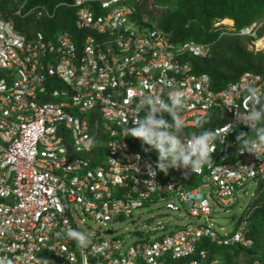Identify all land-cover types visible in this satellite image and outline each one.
<instances>
[{
	"label": "built area",
	"instance_id": "built-area-1",
	"mask_svg": "<svg viewBox=\"0 0 264 264\" xmlns=\"http://www.w3.org/2000/svg\"><path fill=\"white\" fill-rule=\"evenodd\" d=\"M33 1L23 0L12 14L0 8V259L12 264H218L199 248L203 239L250 248L254 240L244 209L227 231L215 228L213 207L229 211L252 181L264 187V148L260 158L241 152L237 133L249 127L236 116L253 108L248 88L264 98V76L245 71L215 89L211 76L197 71L192 61L208 56L211 44L174 41L163 29L138 23L140 0H70L54 8ZM60 8L72 11V28L34 27L26 34L16 25L15 17L51 21ZM262 32L264 17L226 31L250 37L255 52L264 51ZM174 91L183 93L175 116L184 124L185 138L198 134L200 125L216 133L211 165L195 173L156 170L136 138L125 135L142 118L146 98L170 103ZM208 118L211 124H205ZM100 134L104 151L95 156ZM158 202L169 211L183 209L198 222L178 228L161 223L160 234L142 233L128 248L111 228L92 224L134 218ZM69 228L87 234L86 248L66 238Z\"/></svg>",
	"mask_w": 264,
	"mask_h": 264
},
{
	"label": "trees",
	"instance_id": "trees-1",
	"mask_svg": "<svg viewBox=\"0 0 264 264\" xmlns=\"http://www.w3.org/2000/svg\"><path fill=\"white\" fill-rule=\"evenodd\" d=\"M19 0H0V8L6 14H12L19 5ZM70 0H34L33 3L46 4L54 8L56 4ZM135 20L142 25H155L171 35L174 41L195 40L211 44L210 54L203 58H193L194 67L199 72H206L212 78L213 87L220 89L237 80L245 71H253L264 76V53L252 51L248 45L250 37L229 35L227 26H215V22L230 18L234 27L240 29L264 16V0H172L166 9L155 16L147 9L146 3H137ZM72 11L60 8L57 17L51 21H42L39 27L47 31L62 28H72ZM18 28L31 34L34 18L23 20L15 17ZM146 20V21H145ZM49 33V32H48ZM249 134L255 138V131L241 129L237 133ZM95 144V156L104 151V135L100 134ZM155 164L158 160L154 151L145 152L146 145H136ZM100 159L98 162H100ZM259 197L253 202L254 210L251 218V234L254 246L245 250L247 264H264V247L260 238L264 230V190H260ZM263 221V222H262ZM237 247V249H235ZM199 248H205L210 259L218 258L220 264H234L236 257L244 253L239 245L217 246L208 239L199 243ZM184 262V261H182ZM166 263H170L168 260ZM176 264L175 261H171Z\"/></svg>",
	"mask_w": 264,
	"mask_h": 264
},
{
	"label": "clouds",
	"instance_id": "clouds-1",
	"mask_svg": "<svg viewBox=\"0 0 264 264\" xmlns=\"http://www.w3.org/2000/svg\"><path fill=\"white\" fill-rule=\"evenodd\" d=\"M41 23L42 21L34 23L32 29L39 27ZM223 25L234 26V21L232 25ZM262 52L264 53V51ZM246 99L253 104V108L244 114L236 112V116L245 126L249 127L244 129L255 131V138H249V134L241 132L237 137V144L242 153H254L260 158V149L264 148V98L258 95L254 87H250L247 89ZM169 101L170 103L163 101L154 103L151 98H146L142 118L138 116L134 121L135 126L127 129L125 135L136 138V145H146L145 152L154 151L157 153L158 160L155 169L158 171L166 173L170 168H176L195 173L205 165L210 166L212 142L216 133L213 130L204 129L203 125H200L202 130L198 134H192L185 138L184 124L178 116H175L176 110L183 106V93L180 91L169 93ZM138 110H140L139 106ZM166 116L171 118H166ZM186 130L188 131V129ZM149 167L151 168V166ZM155 174V171H150L151 176L154 177ZM257 186L256 192L252 193V201L243 208V214L248 215L250 224L254 210L253 202L260 196V190H264L262 185ZM66 238L74 241L79 249L86 248L89 243L87 234L76 229L69 228L66 232ZM253 246L254 244L250 248L241 247V249L245 251ZM210 260H217L220 264L218 258ZM0 264H12V261L2 258Z\"/></svg>",
	"mask_w": 264,
	"mask_h": 264
},
{
	"label": "rangeland",
	"instance_id": "rangeland-1",
	"mask_svg": "<svg viewBox=\"0 0 264 264\" xmlns=\"http://www.w3.org/2000/svg\"><path fill=\"white\" fill-rule=\"evenodd\" d=\"M23 0H19L18 3H22ZM172 0H140V3H146L147 9L150 10L155 16L159 15L160 11L167 8ZM33 18H26L23 20H29ZM33 22L39 23V21L34 20ZM225 24V22H224ZM64 87V85H63ZM205 124H211V119L205 120ZM189 133H197L198 130L194 128H188ZM104 161L106 159V154L104 153ZM257 183L252 181L251 184L247 185L246 192L243 196L239 198L238 202L229 208L227 211L224 208L213 207V216L215 221V228L219 230L220 226H225L227 231H231L237 219L241 216V208H245L247 204L252 201V193L256 192ZM242 194V192H241ZM186 212L181 209L180 211H169L165 207L164 203L158 202L153 205L147 204L140 213L135 212L134 218L126 217L124 219H116L117 221H112L106 225H100L93 222L94 228H101L103 230L111 228L115 234L124 241L125 248L130 247L133 242L140 237L142 233L152 238L154 234H160L161 230L157 227L159 224L167 225L168 228H178L179 226L185 225L187 223L198 222L197 219L187 218ZM263 222V221H262ZM137 230H141L137 232ZM260 238L262 244L264 245V230L261 232ZM237 249V247L235 248ZM260 254H263L264 247L259 250ZM244 253H240L236 257L234 264H247L248 259Z\"/></svg>",
	"mask_w": 264,
	"mask_h": 264
},
{
	"label": "bare ground",
	"instance_id": "bare-ground-1",
	"mask_svg": "<svg viewBox=\"0 0 264 264\" xmlns=\"http://www.w3.org/2000/svg\"><path fill=\"white\" fill-rule=\"evenodd\" d=\"M224 22H225V24H227V25H232V24H233V20L230 19V18H226V19H224ZM261 44L264 45V41H259V45H261Z\"/></svg>",
	"mask_w": 264,
	"mask_h": 264
}]
</instances>
